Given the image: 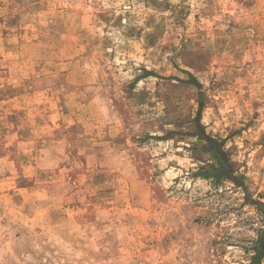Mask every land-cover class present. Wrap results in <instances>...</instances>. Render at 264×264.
<instances>
[{"label": "rangeland", "instance_id": "rangeland-1", "mask_svg": "<svg viewBox=\"0 0 264 264\" xmlns=\"http://www.w3.org/2000/svg\"><path fill=\"white\" fill-rule=\"evenodd\" d=\"M263 229L264 0H0V264H249Z\"/></svg>", "mask_w": 264, "mask_h": 264}, {"label": "trees", "instance_id": "trees-1", "mask_svg": "<svg viewBox=\"0 0 264 264\" xmlns=\"http://www.w3.org/2000/svg\"><path fill=\"white\" fill-rule=\"evenodd\" d=\"M200 115V109L198 116ZM196 119V133L199 141L205 143V151L208 152L215 163L210 164L211 172L204 171L202 167L199 168L200 176L211 179L213 182H220V180L228 179L237 183V176L229 162L228 156L223 148V143L218 138H213L206 135L202 129L203 126L199 122V117ZM264 256V229L261 230L252 246L251 262L249 264H260Z\"/></svg>", "mask_w": 264, "mask_h": 264}]
</instances>
